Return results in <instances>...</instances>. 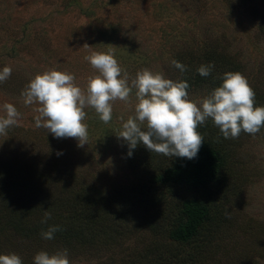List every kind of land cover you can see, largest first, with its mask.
<instances>
[{"label": "rangeland", "instance_id": "obj_1", "mask_svg": "<svg viewBox=\"0 0 264 264\" xmlns=\"http://www.w3.org/2000/svg\"><path fill=\"white\" fill-rule=\"evenodd\" d=\"M110 49L127 72L129 84L143 69L188 82L191 68L205 65L206 56L216 50L236 58L237 72L264 101V0H0V70L12 68L10 78L0 83V106L12 103L21 114L19 125L0 135V163L11 159L30 169L37 166L50 175L54 187L65 191L64 197L70 186L78 189L83 181L97 182L108 193L141 179L145 166L130 164L124 140L116 135L123 121L135 114V89L128 103H113L112 120L107 124L94 109L85 108L88 144L83 147H78L75 138H56L37 128L34 117L39 105L25 106L21 96L37 73L51 69L74 74L75 83L86 92L88 79L99 73L85 56ZM172 60L184 64L186 70L175 68ZM188 84L192 101L216 88L211 81ZM4 115L0 107V116ZM228 146L227 172L218 183L222 211L212 244L200 262L264 264V127L255 135L241 132L237 139H229ZM156 164L151 161L148 167ZM59 175L61 179L56 180ZM183 193L197 194L192 189H157V194H164V214L174 215ZM143 208L137 203L141 226L152 219L150 212L144 216ZM165 218L160 216L159 223L164 224ZM10 235L0 237V254L17 253L23 264H33L41 250L50 254L54 250L49 240ZM74 251L68 252L70 264H108L105 252L95 256L84 248Z\"/></svg>", "mask_w": 264, "mask_h": 264}, {"label": "trees", "instance_id": "obj_2", "mask_svg": "<svg viewBox=\"0 0 264 264\" xmlns=\"http://www.w3.org/2000/svg\"><path fill=\"white\" fill-rule=\"evenodd\" d=\"M206 58L205 65L214 64L210 75L201 76L197 72L200 66H193L188 83L211 81L218 87L225 72L238 71L236 58L216 50L210 51ZM255 101L257 106H264L258 94ZM198 131L204 142L197 157L191 160L151 153L143 145H138L129 156L124 141L126 158L130 164L142 163L145 173L137 183L108 193L97 182L83 181L78 189L70 186L64 197L65 191L55 184L54 187L50 175L37 166L30 169L27 164L11 159L1 162L0 237L11 238L10 234L15 232L28 238H42V231L59 225L62 230L49 240L54 249L51 253L62 249L72 253L84 248L95 256L105 252L108 264H202L201 257L212 244L211 236L222 211L218 206L222 199L218 183L226 175L230 147L229 139L223 137L211 119L200 125ZM151 161L157 162L155 168L148 167ZM73 178L71 172L70 185ZM161 187L176 192L192 189L197 194L183 193L174 215L169 216L161 209L164 194H157ZM137 203L144 207V216L147 212L152 215L142 230L135 212ZM46 211L51 213V219L42 224ZM160 216L167 217L164 224L159 223ZM130 236L134 239L126 240Z\"/></svg>", "mask_w": 264, "mask_h": 264}, {"label": "clouds", "instance_id": "obj_3", "mask_svg": "<svg viewBox=\"0 0 264 264\" xmlns=\"http://www.w3.org/2000/svg\"><path fill=\"white\" fill-rule=\"evenodd\" d=\"M85 60L99 73L88 79L86 92L75 83L74 74L51 69L37 73L21 93L25 106L39 105L34 117L37 128L46 129L56 138H75L78 147L88 144L85 108L94 109L107 124L112 120L113 103L118 100L128 103L133 89L137 100L135 114L126 121L121 117L122 128L116 133L118 139L128 144L129 156L138 145H143L151 153L194 159L204 142L198 127L208 119L226 139H237L241 132L255 135L264 127V106L256 105L255 91L239 72H225L220 86L206 97L192 101L187 81H174L149 69L138 71L129 84L127 72L111 49L106 53L91 52ZM171 63L181 72L186 70L179 61ZM213 68L214 64L209 63L201 65L197 72L207 77ZM11 74L12 68L4 66L0 70V83ZM0 107L5 113L0 116V135H6L9 128L19 125L21 114L12 103ZM226 215L230 218V214ZM49 219L51 213L46 211L41 223L46 224ZM60 230L59 225H51L41 232V237L51 240ZM0 264H23V261L17 253L0 254ZM33 264H70L68 250L51 254L41 250L35 254Z\"/></svg>", "mask_w": 264, "mask_h": 264}]
</instances>
